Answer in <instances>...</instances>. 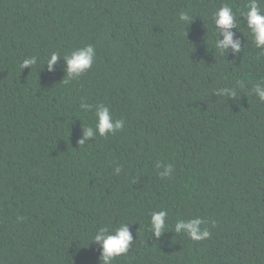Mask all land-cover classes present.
<instances>
[{"label":"trees","instance_id":"trees-1","mask_svg":"<svg viewBox=\"0 0 264 264\" xmlns=\"http://www.w3.org/2000/svg\"><path fill=\"white\" fill-rule=\"evenodd\" d=\"M225 2L248 0H0V264H100L92 236L122 222L133 242L113 264H264V101L252 92L264 56L243 19L240 54L214 50ZM86 44L96 57L80 77L63 58L43 65ZM225 87L236 98L215 94ZM101 103L123 130L79 145ZM194 217L209 238L171 230Z\"/></svg>","mask_w":264,"mask_h":264},{"label":"clouds","instance_id":"clouds-1","mask_svg":"<svg viewBox=\"0 0 264 264\" xmlns=\"http://www.w3.org/2000/svg\"><path fill=\"white\" fill-rule=\"evenodd\" d=\"M264 0H248L247 4L241 8H234L229 3H222L220 7L212 13V21L215 28L214 50H218L221 56H228L229 51L232 57H237L242 48L241 36L238 32L240 30V20L246 22V28L251 32V38L255 48L260 50V56H264ZM179 20L188 25L193 21L191 15L187 11H182L179 14ZM234 29L236 31H234ZM244 33V32H243ZM96 49L92 44H86L82 47L73 49L70 53H61L60 51H53L47 58V65L49 72L55 71L57 63L63 58L65 62V72L68 79L80 77L87 70H89L95 60ZM38 63L37 56L25 58L22 62V67H32ZM42 65V66H43ZM65 83L68 80L64 81ZM238 86L243 87L240 82ZM252 92L264 101V83L258 82L253 88ZM216 95L225 96L227 98H236L237 92L235 87H225L217 90ZM80 108L85 112H90L93 105L86 102H81ZM95 124L83 128L82 137L78 144L83 145L89 141L90 138L97 134L105 137L109 134H115L123 130L125 121L123 118L115 119L109 106L105 104H97L95 106ZM158 175L161 178H168L174 172V165L162 164L156 162ZM117 174L120 173L121 168H115ZM168 212L164 209L153 211L150 214V230L155 237L159 238L164 234ZM208 221L202 217H194L191 219H178L174 225L173 230L176 234H185L188 238L195 241H202L210 237L211 232L207 225ZM131 222L120 223L118 227L110 228L109 226H101L92 236L91 241L96 242L100 246V264H113V261L126 254L133 242ZM214 225V222H213Z\"/></svg>","mask_w":264,"mask_h":264}]
</instances>
